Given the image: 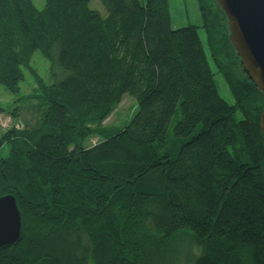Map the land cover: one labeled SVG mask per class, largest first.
<instances>
[{"label":"trees","instance_id":"16d2710c","mask_svg":"<svg viewBox=\"0 0 264 264\" xmlns=\"http://www.w3.org/2000/svg\"><path fill=\"white\" fill-rule=\"evenodd\" d=\"M99 2L105 17L89 0H0V86L23 120L0 136V197L22 217L0 264H264L263 98L224 15L196 0L204 50L168 0ZM125 95L129 118L102 125Z\"/></svg>","mask_w":264,"mask_h":264},{"label":"water","instance_id":"95a60500","mask_svg":"<svg viewBox=\"0 0 264 264\" xmlns=\"http://www.w3.org/2000/svg\"><path fill=\"white\" fill-rule=\"evenodd\" d=\"M226 19L227 40L246 77L262 95L259 128L264 142V0H214ZM22 217L12 195L0 197V247L21 239Z\"/></svg>","mask_w":264,"mask_h":264},{"label":"rangeland","instance_id":"374dc122","mask_svg":"<svg viewBox=\"0 0 264 264\" xmlns=\"http://www.w3.org/2000/svg\"><path fill=\"white\" fill-rule=\"evenodd\" d=\"M36 7L41 8L44 5V0H32ZM89 7L92 10L98 11L102 17L106 16V12L100 4L99 0H89ZM168 10L170 16V24L173 29L185 27L187 25L196 26L198 36L202 43L204 50L206 47L205 40V31L202 23V19L200 13L198 11L196 0H168ZM31 68L36 71L38 76H40L44 81H48V67L49 63L47 60L42 58V56L36 52L34 53L31 60ZM216 82L218 86V91L220 96L226 101L230 103V95L226 87L224 86L223 81L216 76ZM35 88L34 81L29 74V72L24 71V81L20 85V91L23 95H28L33 92ZM13 98L2 89L0 86V136L8 131L12 126L17 129H21L23 120L14 122V119L7 113L9 111V107L12 103ZM34 103V102H33ZM21 105H23V110L20 112V119L23 116H27V124L31 126L34 123V115H36V105L31 104L27 101H24ZM28 105L30 107H28ZM135 100L125 95L121 102L113 109L110 116L102 123L104 126L108 127H119L123 124L125 120L129 118L131 113L134 111ZM9 108V109H8ZM26 110V111H24ZM174 124L173 122L170 124V129ZM97 142L96 138H93L89 141V144H95ZM185 264V262L183 263Z\"/></svg>","mask_w":264,"mask_h":264}]
</instances>
